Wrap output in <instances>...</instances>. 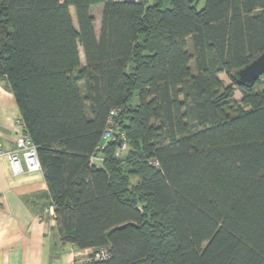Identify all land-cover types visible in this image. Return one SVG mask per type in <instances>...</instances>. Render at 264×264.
Returning a JSON list of instances; mask_svg holds the SVG:
<instances>
[{
  "label": "trees",
  "instance_id": "1",
  "mask_svg": "<svg viewBox=\"0 0 264 264\" xmlns=\"http://www.w3.org/2000/svg\"><path fill=\"white\" fill-rule=\"evenodd\" d=\"M263 52L264 0H0L62 240L108 248L93 264H264V73L235 75ZM113 110L122 156L98 146Z\"/></svg>",
  "mask_w": 264,
  "mask_h": 264
},
{
  "label": "crops",
  "instance_id": "2",
  "mask_svg": "<svg viewBox=\"0 0 264 264\" xmlns=\"http://www.w3.org/2000/svg\"><path fill=\"white\" fill-rule=\"evenodd\" d=\"M91 12L99 35L103 5L92 6ZM21 119L14 93L0 78V147L3 150L16 148ZM51 204L43 170L14 175L8 160L0 157V264H86L83 263L85 254L90 250L62 240L56 218L45 213Z\"/></svg>",
  "mask_w": 264,
  "mask_h": 264
},
{
  "label": "built area",
  "instance_id": "3",
  "mask_svg": "<svg viewBox=\"0 0 264 264\" xmlns=\"http://www.w3.org/2000/svg\"><path fill=\"white\" fill-rule=\"evenodd\" d=\"M122 1V0H116ZM116 111H111L107 127L105 128L101 143L98 145L101 148H104L109 141H118L119 147L116 151L117 156L128 149V142L126 134L116 126L115 121ZM19 132L16 141V148L11 151H5L0 147V157H5L10 165L11 171L14 175L22 174L26 171L28 172H37L42 170L41 162L38 154V148L31 138L30 134L26 131L25 122L23 119L18 120ZM104 160V157L100 154L99 156L95 155V152L90 156L91 163H95L97 160ZM45 213L51 214L56 218L55 204L52 203L50 206L45 208ZM87 252L86 260L90 263L94 260L103 259L108 256V248L101 247L98 249L94 255Z\"/></svg>",
  "mask_w": 264,
  "mask_h": 264
},
{
  "label": "water",
  "instance_id": "4",
  "mask_svg": "<svg viewBox=\"0 0 264 264\" xmlns=\"http://www.w3.org/2000/svg\"><path fill=\"white\" fill-rule=\"evenodd\" d=\"M133 2L135 0H125ZM264 73V52L253 59L251 62L236 70V78L240 84L253 85L256 80Z\"/></svg>",
  "mask_w": 264,
  "mask_h": 264
},
{
  "label": "rangeland",
  "instance_id": "5",
  "mask_svg": "<svg viewBox=\"0 0 264 264\" xmlns=\"http://www.w3.org/2000/svg\"><path fill=\"white\" fill-rule=\"evenodd\" d=\"M197 1H198V7L201 8L204 5V0H197ZM72 17L74 18V22L76 24L75 11H74L73 8H72ZM191 49H192V47H191ZM80 50H81V60H82V63L84 64L85 63V58H84V54L82 53V48L81 47H80ZM220 78H222L225 83H229L230 82V79L227 77L226 74H220ZM241 96L242 95H241L240 91L237 90L236 93H235V97L240 99ZM123 154H124V150H123V153L121 154V156ZM90 253H92V251H90ZM83 263L89 264L90 262L85 259Z\"/></svg>",
  "mask_w": 264,
  "mask_h": 264
},
{
  "label": "bare ground",
  "instance_id": "6",
  "mask_svg": "<svg viewBox=\"0 0 264 264\" xmlns=\"http://www.w3.org/2000/svg\"><path fill=\"white\" fill-rule=\"evenodd\" d=\"M242 68V67H241ZM98 156V155H97ZM98 161H100L99 159L96 161V162H98Z\"/></svg>",
  "mask_w": 264,
  "mask_h": 264
}]
</instances>
